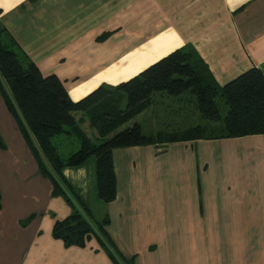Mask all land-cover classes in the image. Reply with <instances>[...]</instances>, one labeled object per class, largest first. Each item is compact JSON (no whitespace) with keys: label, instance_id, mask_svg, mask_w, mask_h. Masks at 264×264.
<instances>
[{"label":"crops","instance_id":"crops-1","mask_svg":"<svg viewBox=\"0 0 264 264\" xmlns=\"http://www.w3.org/2000/svg\"><path fill=\"white\" fill-rule=\"evenodd\" d=\"M1 28L72 100L185 43L219 84L251 65L264 75V0H0ZM155 94L122 125L156 116ZM111 158L108 202L92 155L61 174L134 264H264V133L116 146ZM50 189L0 94V264H114L92 235L82 246L51 235L69 206Z\"/></svg>","mask_w":264,"mask_h":264},{"label":"trees","instance_id":"trees-1","mask_svg":"<svg viewBox=\"0 0 264 264\" xmlns=\"http://www.w3.org/2000/svg\"><path fill=\"white\" fill-rule=\"evenodd\" d=\"M33 1V0H30ZM105 36L101 33L97 39ZM187 92L203 122L182 129L143 132L139 123L122 125L151 102L152 94ZM0 94L31 149L39 171L51 181L50 193L61 196L68 213L55 218L50 232L64 245L82 246L94 236L114 264H134L123 256L105 229L107 216L96 220L87 204L61 174V167L94 157L97 196L108 202L115 195L111 150L116 146L192 138L264 133V75L251 65L222 84L217 83L195 48L185 43L115 84L100 83L72 100L53 73L42 74L12 35L0 29ZM226 105L219 113L216 98ZM78 113V115H76ZM87 119L96 132L92 140L80 122ZM211 128L219 129L210 131ZM71 134L77 146L61 154L52 137Z\"/></svg>","mask_w":264,"mask_h":264},{"label":"rangeland","instance_id":"rangeland-1","mask_svg":"<svg viewBox=\"0 0 264 264\" xmlns=\"http://www.w3.org/2000/svg\"><path fill=\"white\" fill-rule=\"evenodd\" d=\"M157 94V92H156ZM156 97H153L154 100H161V102H159V110L155 116V111H153L152 113H150L147 116V119H140V126L141 129L143 130V132H152L154 129H151L149 124L153 120V128H161V129H166L169 130V128L173 127V129L175 128H183L186 127L188 125H193L196 123H201L203 122V119L199 116L193 101L192 103L189 101L191 98L189 97L187 92H184L183 94H181V97H184V101L179 103V104H173L172 102H175L176 98L174 95H170V94H166L168 97V99H161L160 96L156 95ZM175 99V100H174ZM163 100V102H162ZM216 102L218 105V110L219 113L221 115L224 114L225 109H226V105L224 104L223 100L220 99L219 97L216 98ZM165 103H167L168 105L165 106ZM155 104V108L158 107V103H154ZM171 104V105H170ZM177 105H179V107L176 109L175 107H177ZM173 106V107H172ZM164 112H163V110ZM171 109L173 111H171ZM219 129L216 128H211L210 131H218ZM53 142L56 144L57 146V150L58 152H60L61 154H66L68 152L69 148H75L77 146V141L75 139V137L73 135H69V134H65V133H58L55 134L52 137ZM72 144V145H71ZM67 150V151H66Z\"/></svg>","mask_w":264,"mask_h":264},{"label":"snow or ice","instance_id":"snow-or-ice-1","mask_svg":"<svg viewBox=\"0 0 264 264\" xmlns=\"http://www.w3.org/2000/svg\"><path fill=\"white\" fill-rule=\"evenodd\" d=\"M16 2L18 3V2H19V0H16Z\"/></svg>","mask_w":264,"mask_h":264}]
</instances>
